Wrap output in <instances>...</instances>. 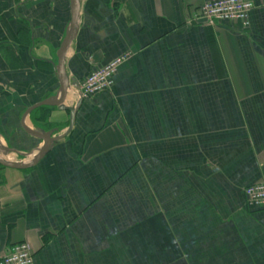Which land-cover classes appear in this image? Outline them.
Returning <instances> with one entry per match:
<instances>
[{"label": "crops", "instance_id": "0c3cea01", "mask_svg": "<svg viewBox=\"0 0 264 264\" xmlns=\"http://www.w3.org/2000/svg\"><path fill=\"white\" fill-rule=\"evenodd\" d=\"M212 0H0V258L19 243L34 264H264V0L249 26L195 20ZM128 58L110 92L85 77ZM9 149V151H8Z\"/></svg>", "mask_w": 264, "mask_h": 264}, {"label": "built area", "instance_id": "2783aa9c", "mask_svg": "<svg viewBox=\"0 0 264 264\" xmlns=\"http://www.w3.org/2000/svg\"><path fill=\"white\" fill-rule=\"evenodd\" d=\"M254 9L251 0H212L198 9L195 20L207 25L229 22L249 26V14ZM128 55H122L90 72L80 85V97H91L99 93L110 92L113 77L118 67L126 61ZM247 205L264 209V182L256 183L244 189ZM0 264H34L33 254L28 244L13 245L8 253L0 258Z\"/></svg>", "mask_w": 264, "mask_h": 264}, {"label": "water", "instance_id": "95a60500", "mask_svg": "<svg viewBox=\"0 0 264 264\" xmlns=\"http://www.w3.org/2000/svg\"><path fill=\"white\" fill-rule=\"evenodd\" d=\"M71 4V20L68 27V30L65 34V37L60 45V48L57 51L56 57H57V66H56V74L59 81V89L55 96H53L50 99L44 100L26 111V115L32 112V110L39 108L41 106H48V107H57L60 110L69 111V128L72 127L73 124V118H74V108L72 107H65L63 106V102L67 96L68 86L64 78V56L68 49L69 44L71 41L75 38L76 33L79 28V0H70ZM25 132L34 138L39 139L43 142L42 147L38 150L37 155L33 159L32 163L30 164H23L21 162H14V161H3L0 160V165L3 167L11 168V169H17V170H23L29 167H32L34 164L38 163L42 158L46 156L48 153L50 146L55 142L58 141L61 137H52V132H42V133H35L31 132L28 129L24 128ZM9 151V149H8Z\"/></svg>", "mask_w": 264, "mask_h": 264}, {"label": "trees", "instance_id": "16d2710c", "mask_svg": "<svg viewBox=\"0 0 264 264\" xmlns=\"http://www.w3.org/2000/svg\"><path fill=\"white\" fill-rule=\"evenodd\" d=\"M43 108H45V109H47V110H49V109H50L49 107H43ZM252 208H254V207H252ZM256 209H259V208H256Z\"/></svg>", "mask_w": 264, "mask_h": 264}]
</instances>
